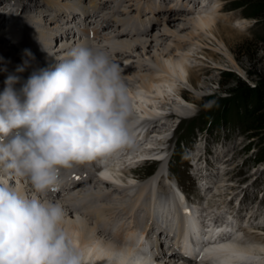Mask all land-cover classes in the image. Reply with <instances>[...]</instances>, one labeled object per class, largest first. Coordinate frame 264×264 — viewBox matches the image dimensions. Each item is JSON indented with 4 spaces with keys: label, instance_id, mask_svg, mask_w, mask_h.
Wrapping results in <instances>:
<instances>
[{
    "label": "rangeland",
    "instance_id": "374dc122",
    "mask_svg": "<svg viewBox=\"0 0 264 264\" xmlns=\"http://www.w3.org/2000/svg\"><path fill=\"white\" fill-rule=\"evenodd\" d=\"M93 1L97 2L98 0ZM160 1L111 0L109 2L108 0L102 3L104 6L102 8L103 10L91 12V15L85 19L86 24L89 26V24L97 21V19H101V15H109L113 13V10H116L117 13H115L114 18H122L127 14L132 16L133 14V17L131 18H133L132 20L134 23L135 21L143 22L146 24V27H148L147 29L149 32L141 35L139 44L132 38V40H130L131 46L136 48V53L133 57L135 66L128 68V65H126L127 58L124 56H121L119 61L113 60V62L118 64L121 69V76L128 92L141 94L147 100L140 101L139 95L131 97L134 106L131 118L134 119L137 117L138 119H143L147 116V121H149L153 120V116L160 114L162 116H166L167 118L170 116V118H173L172 120L175 121L177 119L183 120V123L187 128L195 124H198L200 128L204 127L207 129V132L199 133L196 131L195 138L199 137V135H204L207 142H214L216 148L219 149H221L222 145H227V151L225 152L224 157H234V159L231 160V167H236V169L240 170L241 176L247 181L249 179L253 181L254 178L264 174V124L261 125L256 124V122H252L250 129L244 125L243 119L244 115L248 114L249 110L254 111L255 114L264 112V105L260 108L258 104H252V99H241V101L238 99V96L240 94L239 88L243 84L254 88L260 86L264 81V11L262 12L263 14L260 18L247 16L246 13L251 12L248 8L250 0H220V5H218L215 10H212V12L209 10L207 5V7L203 10H200V8L195 11L194 7L197 4V0H195L194 3L191 0H175L170 6L167 4L164 7V10L166 7H174L176 2H178V6H176L182 8L184 11L190 8L189 13L176 16L174 19L175 23L165 24V15L161 11L163 9H160V6H157L161 4ZM217 3L218 0L215 2V5ZM9 4L13 5V8L10 10L7 7ZM89 4V0H30L29 3L22 0H0V33L1 31H7L8 33L14 35L13 33L19 31L17 23L20 21L27 28L30 27V29L27 30L30 31V33L35 31L36 27L40 26L39 28L43 29L40 33H45V41L47 42L43 44L42 38L39 40L38 37L35 36L32 38L29 37L30 41H28L26 40L25 33L22 31L24 34L23 38H21L19 42L16 41V44H10V46H14V52L11 53V57H14L15 59L18 58V60L15 61L17 63L12 64V66H9L8 64L2 65L9 66L7 67L9 69L8 71L13 72L16 65L23 63V57L20 56V52L23 49L22 44L24 42H27L28 44L31 42V45L34 44L37 46L40 44L36 49L38 54L34 64L36 62L40 64L38 58H41L42 56H46V59L49 60L53 58L54 56L50 57L48 52L53 53L55 47L63 50L65 56H67L68 52L78 45H69L70 42H68V40L70 37L68 34L70 31H61V35H54V31H59L60 28H62L60 24H63L59 20H63L62 16L64 14L68 16L69 19L71 17L72 19L76 18L73 14V5L79 6V9L77 8L75 12L87 13V11H90L88 8ZM28 5L31 9H24V7ZM218 8H222V10H219ZM66 9H69L70 12H67ZM152 9L154 10L152 11ZM5 10H8V12L6 13ZM26 14H30L31 17H35L41 24L35 25L34 23H30L29 18L25 17ZM149 14H151V17L147 16ZM155 15H157V17ZM205 15H211L216 19V22L220 24V27L223 25L226 26V28L213 32L209 29L205 30L198 28V26L194 24L193 18ZM87 19L88 21L89 19L91 20L87 22ZM186 19L190 20L189 24ZM64 23H67V21L65 20ZM33 25L35 26L32 28ZM102 26L105 28L104 31H107L110 35V32L108 31L112 30L113 32L115 24L112 21H109L108 23H103ZM165 28L169 29L171 34H175L176 37L181 38L186 43L180 45L179 40L177 38L175 39L171 34H165L166 36H162L161 34L164 32ZM97 29L98 26L89 30L94 31ZM158 32L160 33L156 35ZM103 33L104 32H101L99 35H102ZM226 35L230 37H227ZM155 36L161 40L159 47L154 45ZM64 37H68V40H62ZM37 39L38 44H36ZM0 43V48H5L4 46L8 42L1 41L0 38ZM105 43L108 44L107 41H105ZM21 47L22 49H20ZM42 48H47L46 50L48 52L42 51ZM17 51H19V55H16ZM152 54H158L159 61L162 64V66L156 68L157 70L154 72V76L168 77L173 80L172 82L153 83V86H149V84H146L147 82H150L149 77L140 78L149 72L147 70L140 71L138 66H136L139 62L148 61L151 66L153 65L158 67L155 65L156 59H154L155 56ZM181 56H187L186 63L188 66L192 67V69L196 70L195 74L198 77L196 85L189 82L187 78H179L167 70L165 66L166 59L169 57L178 59ZM32 67H34V65ZM199 68H204V70H200ZM23 74L24 73L21 75L25 78ZM6 75L7 74L0 72V77L3 79L6 78ZM181 90L184 92L183 96L181 95ZM146 113L148 115H146ZM223 113L225 115L224 119H222ZM144 120L146 122V118ZM151 124H156L155 126L158 125L159 128L157 127L156 130H159L152 135L151 139L146 140L145 144H148V146L162 144V142H164L165 134L169 131V128L166 129L165 126L170 127L171 125L168 124L166 118H163L158 122L155 121ZM162 124L164 126L163 128H161ZM213 128L215 129L213 130ZM191 141H193V138ZM217 151L219 152L218 149ZM132 157L133 155L127 158L124 157L123 161L129 159V161L132 162ZM129 161H127V163H129ZM124 163L126 162L124 161ZM245 163L250 165L249 168L244 169ZM120 165L124 164L119 161L118 168H116V170L113 168L112 173L115 174H112V176L116 177L120 182L122 181V183L124 182L125 184L132 185L131 182L133 180H131V178H129V180L125 179L128 176L127 173L124 177H122V174L116 173L119 172L117 170ZM142 165L143 163H140L137 168H140ZM176 165H178L177 169H179L178 172L181 176L179 180L183 182L191 192L194 187L192 184V182L194 183V180L188 173L189 169L186 167L187 164H184V166L182 163ZM262 168L263 170L261 171ZM142 169L144 172V168ZM67 172L68 171H66V174ZM133 172L137 173L138 169ZM0 183L12 184L16 186L17 189L24 184L21 180L6 176H0ZM137 189L138 191L140 189L145 190V195L150 194V196H152L153 194V197L156 198L155 191L154 193L151 192L149 182L138 184L135 191H131L129 193L135 194ZM247 190L251 198L250 202H253L254 205V202L257 203L259 200L256 190L251 188H248ZM103 191L107 190L104 189ZM36 194L37 193L33 192L30 196ZM225 201H227V205L230 204L229 200L224 199L223 203H225ZM210 204L216 205L214 202H210ZM60 205L61 207L63 206V204ZM260 210L263 212L264 207H261ZM65 218L85 220L83 214L80 213H74L68 216L66 215ZM148 229L150 231V228ZM150 232L152 233L153 230ZM151 233H149V235ZM252 235L255 236V234ZM257 238L259 239L260 236H257ZM160 247L163 248V253H166L164 251V245H158V250H160ZM154 248H156V246ZM257 257L258 259H262V261H264L263 256ZM161 264L176 263H174L173 260L171 261V259L169 260V258H165L163 262L161 261Z\"/></svg>",
    "mask_w": 264,
    "mask_h": 264
},
{
    "label": "clouds",
    "instance_id": "9594fccd",
    "mask_svg": "<svg viewBox=\"0 0 264 264\" xmlns=\"http://www.w3.org/2000/svg\"><path fill=\"white\" fill-rule=\"evenodd\" d=\"M35 59L24 49L13 72L0 68L7 73L0 92V176L21 180L39 194L22 195L0 183V264H89L61 226V205L48 194L58 190L62 170L103 163L131 143L134 106L119 65L102 49L76 46L23 78ZM108 264L123 259L112 253Z\"/></svg>",
    "mask_w": 264,
    "mask_h": 264
},
{
    "label": "bare ground",
    "instance_id": "6f19581e",
    "mask_svg": "<svg viewBox=\"0 0 264 264\" xmlns=\"http://www.w3.org/2000/svg\"><path fill=\"white\" fill-rule=\"evenodd\" d=\"M22 1H26L29 3L30 0H22ZM89 1H90V4L88 8L90 11H87V13L82 12L84 14L85 19L91 15L90 14L91 12L103 10L102 8L104 6L102 5V3L108 0H98L97 2L93 0H89ZM110 1L111 0H109V2ZM164 1H165V4H164ZM174 1L175 0L173 1L163 0V1H160L161 3L160 5H157V6H160L159 7L160 9H163L161 11L165 15V19H164L165 24H169L173 22L175 23L174 19L176 16H179L181 14L183 15L184 13L186 14L189 13L190 8L184 11L182 8L177 7L178 6L177 4H175L174 7H170V8L166 7L164 10V7L167 4L168 6H170L171 4H173ZM202 2L206 3L207 1L203 0ZM208 5L209 4H207V6ZM7 7L10 10L13 8V5L9 4L7 5ZM206 7L203 6L200 10H203ZM25 8L26 10L31 9L29 5L25 6L24 9ZM77 8L79 9L78 5H73L74 13H75V10H77ZM154 9H152V11ZM66 11L70 12L69 9H66ZM5 12L7 13L8 10H5ZM115 13H117L116 10H113L112 14L101 15V19H97V21L92 23L93 24L92 28L98 26V29L94 30V33H93L95 37L94 39L98 38L99 42L102 41V43L100 44L102 45L104 44V45L100 49L106 51V53L109 55L112 61L113 60L119 61V59H121V56H124L125 58H127L126 65H128V68H131L135 66L133 57L136 53V48L131 46L130 40L134 39L136 40V43L139 44L141 35L143 33L149 32V30L147 29L148 27H146V24L143 22L135 21L134 23L132 20L133 18H131L133 17V14L132 16L131 15L129 16V14H127L126 16L122 18H114ZM155 16L157 17V15ZM25 17L29 18L30 23H34L35 25L41 24L38 19H36L35 17H31L30 14L29 15L26 14ZM62 17L66 18L68 16L64 14ZM186 20L188 21V24H189L190 20L189 19H186ZM109 21L110 22L112 21L115 24V27L113 29L114 34L112 36L109 35L107 31L105 32L104 31L105 28H103L102 26L103 23H108ZM193 21H194V24L198 26V28L205 29V30L209 29L211 32L219 31V29L223 30V28L224 29L226 28V26H223V25H221L220 27V24H218L216 22V19L212 17L211 15L198 16V17L193 18ZM35 25H33L32 28ZM17 26H19V31L18 32L16 31L15 33H13L14 34L13 36L16 37V39L21 40V38H23L24 36V34L22 33L23 31L26 35L25 36L26 40L28 41H30L29 40L30 38L35 36V37H38L39 40L42 38L43 44L46 42L45 33H42V34L40 33V31H43V29L39 28L40 26L36 27V30L33 31L32 33H30V31H27L30 29V27L27 28L20 21H18ZM67 31H70V30H67ZM87 32L89 33L88 28H87ZM101 32H104L105 35L104 33L102 34L103 36L99 35ZM159 33L160 32L156 33V35ZM165 34H168V35L171 34L169 29L165 28L164 32H162L161 35L166 36ZM171 35H173L175 39L177 38L179 40L180 45L183 43L184 44L186 43L181 38L176 37L175 34H171ZM226 36L230 37L228 35ZM67 38L68 37H64L62 38V40L66 41L68 40ZM38 39L36 40L37 42L36 44H38ZM103 40L107 41L108 44L105 43V41ZM154 41H155L154 45L159 47L161 40L157 36H155ZM31 44H32L31 42L30 44H28L27 42H24L22 46L26 47L25 49H30L36 57L38 54V51L36 52V49L38 48L40 44L38 46L34 44L31 45ZM99 45L96 48H98ZM78 46H94V44H90L89 42H83L82 45H78ZM4 47L5 48L3 47L0 48V57L3 58V60L0 61V68H2L1 67L3 66L2 64H8L9 66H12V64L17 63L15 61L18 60V58L15 59L14 57H11V53L14 52L13 45L10 46V44H7V45L5 44ZM55 49H57V51L54 55H57V54L58 56H60L61 54L65 55L63 50L57 47H55L54 50ZM50 54H51L50 57L54 56L52 55V53ZM153 56H155L154 59H156L155 65L158 67H155L153 65L151 66L148 61H143V60H142L143 62H139L136 65L138 66L140 71L147 70L150 73V74L149 73L144 74L140 78L149 77L150 82L146 83V84H149V86H153V83L157 84L161 82L162 83L170 82V81L172 82L173 80L168 77H160V76L155 77L154 76V72L157 70L156 68H159L160 66H162V64L159 61L158 54H154ZM186 59H187V56H181L178 59L169 57L166 59L165 66L171 74L176 75L179 78H187L189 82L196 85V82L198 79L197 75L195 74L196 70L188 66V64L186 63ZM33 65L34 67L29 68L24 72L23 75L25 76V79L30 75L33 68L43 67L41 64H38V62H36L35 64L33 62ZM200 70H204V68ZM2 87H4V81L0 78V88ZM128 93L130 97L134 95H139L140 101L141 100L147 101L141 94H138V93L136 94L135 92H131V93L128 92ZM183 94L184 92L181 90V95L183 96ZM146 115L148 114L146 113ZM145 118L147 122V119H148L147 116L144 117L143 119ZM163 118H167V117L157 114L153 116V120H149V121L151 123L155 121L158 122ZM130 123H132V118L130 120ZM155 125L156 124H152V128L158 127V125L157 126ZM161 126H162L161 128L164 127L163 124ZM137 142L139 144L141 143L139 141ZM142 153H143L142 157H144L145 154H149L150 152L147 153L146 150H143ZM121 155L122 156L116 157V158H114L113 155H111L107 158V160L110 161V165H108V167H104L102 169V172L100 173V175L104 177V180L100 178L98 180L96 178L97 174L94 171V166H96L95 161L84 162L81 164H77L71 169H66V171H68L67 174L66 172L64 173L61 172V177H60L61 189L50 192L48 194V199L55 203L63 204L62 209L64 211V218H63V222L61 225L62 228L76 241L78 247H80L81 249L85 251V253L87 254L89 258V264H108V256H110L112 253H119L123 259V264H161V261L163 262L165 258H169V260L171 259V261L173 260L174 263L176 264H183L181 262L177 263V261H179L180 258L182 260L191 261L192 259H189L188 256H183L182 251L174 250L173 252H171L170 246L167 247V249L169 250L166 252L167 254L163 253V250H162L163 248L161 247H160V250H158L159 249L157 248L158 245L161 246V244L162 245L165 244L166 236L162 235V233H158V234H155V236L151 237L149 235V233H151L150 231L152 230L154 231L155 228L165 231V226L170 227L173 225V222H170L169 219L167 217H164L163 215L161 219L162 221L160 220L161 222L154 219V214L151 212L150 202L151 200H155V197H153V194H152L154 193L155 190L152 189L154 186L151 187L150 182H149V185L151 187L152 196H150V194L145 195L146 193L145 190H141V189L139 191L137 189V192L135 194L134 193L132 194V193H129L133 189L131 187L132 186L131 184H125L124 182L122 183V181L120 182L119 180H117L116 177L112 176V174H115V173H112L113 168H115V170L116 168H118V162L120 161L121 163L125 165L124 161L127 162L129 161V159L123 161V158L132 156L133 153L127 154L126 150H123ZM133 158L134 156L131 158V160ZM129 163H132V162L129 161ZM122 166L123 165H120L119 169L117 170L119 172H116V173L121 174ZM71 173L74 176L77 175L75 180L71 176ZM125 175L126 174L123 175L122 173V177H124ZM70 180H73V182H70ZM92 181H93V184H91ZM110 181H112L113 184H116V185L112 184V190L103 191L105 189L104 188L105 185L109 187ZM76 183L77 185H75ZM110 187H111V184H110ZM73 189L74 190L76 189L75 190L76 192L72 191ZM17 190L22 195H26V196H30L31 193L34 192L31 189V186L25 183ZM155 194L157 195L156 191H155ZM225 203H227V201H225ZM74 213L83 214L85 220L76 219V218H73V219L65 218L66 215L68 216ZM178 219H179L180 226L183 227V225L186 224L185 219L183 218V216H182V219H180V217L178 216ZM229 226H230L229 224L221 225L219 227L213 226V227H210L206 232L202 233L204 234V237L208 235L211 236L210 239L212 240L211 241L207 240V242L203 241L202 247H201V253H204V258H209V259L212 258V260L210 262H207L202 259V261L200 262L196 261V262H193L192 264H244L241 262V260L243 259L242 254L251 255L254 259L253 261H255L256 264H264V261H262V259H258L257 257V256L264 257V243L262 244V242L260 243L251 242L249 244H244L245 242L242 241V238H240L239 235H237L238 234L237 232L240 231L241 229H237L235 231V238L233 239L231 237L223 238L220 232L227 230ZM148 228H150V231ZM246 229L249 232L252 231L251 229L249 230L248 226H246ZM228 231L230 232V230ZM169 232H171V229L169 230ZM251 236L254 240H259L257 236H261V235L258 233H255V236H254L251 233ZM172 240H175V245H178L180 243V241L176 238H173V239L171 238L170 243H172ZM182 240H183V243L188 241L186 236H184ZM153 245L154 247L156 246V248H154ZM181 249L183 250V252H189L185 244L182 246ZM148 250L150 253H148ZM191 255L192 257H194L193 254ZM171 256L173 257L171 258Z\"/></svg>",
    "mask_w": 264,
    "mask_h": 264
},
{
    "label": "trees",
    "instance_id": "16d2710c",
    "mask_svg": "<svg viewBox=\"0 0 264 264\" xmlns=\"http://www.w3.org/2000/svg\"><path fill=\"white\" fill-rule=\"evenodd\" d=\"M251 12L246 13L247 16L254 17V18H260L262 17V12L264 11V0H250L249 7ZM240 94L238 96L239 100H250L252 99V104H258L260 108L264 105V81L260 86L257 87H250L246 84H243L239 88ZM241 100V101H242ZM254 111L249 110L248 114L244 115V125L246 127H249L251 129V123L256 122V124H264V112L259 114H253ZM253 114V115H252ZM225 118V115L223 113L222 119ZM203 129V128H202ZM205 129V128H204Z\"/></svg>",
    "mask_w": 264,
    "mask_h": 264
}]
</instances>
